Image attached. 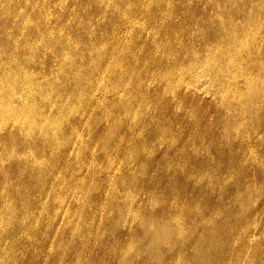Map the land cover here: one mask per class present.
<instances>
[{"label": "rangeland", "instance_id": "rangeland-1", "mask_svg": "<svg viewBox=\"0 0 264 264\" xmlns=\"http://www.w3.org/2000/svg\"><path fill=\"white\" fill-rule=\"evenodd\" d=\"M258 68L264 0H0V264H264Z\"/></svg>", "mask_w": 264, "mask_h": 264}, {"label": "bare ground", "instance_id": "bare-ground-1", "mask_svg": "<svg viewBox=\"0 0 264 264\" xmlns=\"http://www.w3.org/2000/svg\"><path fill=\"white\" fill-rule=\"evenodd\" d=\"M259 9H260V8H259ZM262 9H263V8H262ZM259 11H260V10H259ZM251 12H252V10H251ZM248 13H249V15L251 14L250 12H248ZM256 13H257V12H256ZM254 15H256V14H254ZM254 15H253V16H254ZM250 18H252V17H250ZM253 18H254V17H253ZM233 19H234V18H233ZM247 20H249V19H247ZM245 21H246V20H245ZM249 21H252V22H253V19H251V20H249ZM255 21H256V18H255ZM255 21H254V22H255ZM222 22H223V21H222ZM232 22H233V21H232ZM232 22H230V25H231ZM243 22H244V21H243ZM254 22H253V23L250 22V23H251V24H254ZM233 23H234V22H233ZM240 23H241V22H240ZM250 23H249V25H250ZM241 24H242V23H241ZM244 25H246V24H244ZM249 25L247 24V26H249ZM236 26H238V25H236ZM242 26H243V25H242ZM251 26H252V25H251ZM255 26H257V25H255ZM230 28H231V26H230ZM241 28H243V27H241ZM246 28H247V27H246ZM246 28H245V31L247 32V29H246ZM252 28H253V27H252ZM252 28H251V29H252ZM232 29H233V28H232ZM234 29H236V31H237L238 28H235V27H234ZM230 30H231V29H230ZM238 30H239V29H238ZM241 31H242V30H241ZM245 31H243V34L245 33ZM226 32H227V31H226ZM228 32H229V30H228ZM230 32H231V31H230ZM237 32H238V31H237ZM240 33H241V32H240ZM232 34H236V33H235V32H234V33L232 32L231 35H232ZM238 34H239V32H238ZM246 34H247V33H246ZM226 35H227V34H226ZM231 35H230V37L228 36L226 40L230 41L229 38H230V39L232 38ZM240 35H242V33H241ZM253 35H254V34H253ZM253 35H252V36H253ZM246 36L248 37V35H246ZM239 37H240V36H239ZM239 37L237 36L238 39H239ZM242 37H243V36H242ZM237 38H236V40H238ZM245 38H246V37H245ZM245 38H243V39H245ZM251 38H252V37H251ZM233 39H234V37H233ZM233 39H232V40H233ZM243 39H242V41H243ZM247 39H248V38H247ZM253 39H254V38H253ZM224 40H225V38H224ZM226 40H225V41H226ZM232 40H231V41H232ZM228 41H227V44H228ZM231 41H230V42H231ZM239 41H240V40H239ZM253 41H254V40H253ZM221 42H222V43H225L223 40H222ZM221 42H220V43H221ZM232 42H235V39H234V41H232ZM232 42H231V43H232ZM243 42H244V41H243ZM222 43H221V45H222ZM247 43H248V40H247ZM221 45H220V46H221ZM229 45H230V43H229ZM233 45H234V44L232 43V45L230 46V49H231V47H232ZM239 45H240V44H238V46H239ZM240 46H241V45H240ZM61 47H62V46H61ZM225 48H226V47H224V50H225ZM220 49H221V48H220ZM237 49H240V47H237ZM237 49H236V47H235L234 51L237 50ZM244 49H245V48H242L241 51L244 50ZM212 50H214V49L212 48ZM212 50H211V51H212ZM227 50H229V48H227ZM234 51H233V52H234ZM215 52H216V51H215ZM222 52H223V50H222ZM222 52H221V53H222ZM238 52H240V51H238ZM238 52L236 51V53H238ZM228 53H230V52L228 51ZM231 53H232V52H231ZM231 53H230V54H231ZM234 54H235V53H234ZM238 54H239V53H238ZM238 54H237V55H238ZM241 54H242V53H241ZM228 55H229V54H228ZM235 55H236V54H235ZM237 55H236V56H237ZM215 56H216V55H215ZM225 56H226V55H225ZM231 56H233V55H231ZM231 56H230V57H231ZM233 57H234V56H233ZM239 57H240V56H239ZM239 57H238V58H239ZM226 58H227V57H226ZM228 58H229V56H228ZM217 59H218V57H217ZM218 60H220V59H218ZM221 60H226V59H221ZM221 60H220V61H221ZM233 60H234V59H233ZM241 60H242V59H241ZM243 60H244V59H243ZM220 61H217V62H220ZM231 61H232V60H231ZM239 61H240V58H239ZM227 62L229 63L228 59H227L226 63H227ZM235 62H236V61H235ZM235 62H234V63H235ZM224 63H225V62H224ZM237 63H238V61H237ZM239 63H240V62H239ZM216 64H217V63H216ZM218 64H219V63H218ZM232 64H233V63H232ZM235 64H236V63H235ZM225 65H226V64H224L223 66H225ZM191 66H192V65H191ZM191 66H189V67H191ZM221 66H222V63H221ZM232 66H235V65H232ZM236 66H237V64H236ZM227 68H228V67H227ZM235 68H236V67H235ZM241 68H242V67H241ZM225 69H226V68H225ZM238 69H239V66H238ZM243 69H244V68H243ZM258 69H259L260 71H261V70H262V71L264 70V68H263V69L258 68ZM236 70H237V69H236ZM244 70H245V69H244ZM262 75H263V74H262ZM250 79H251V78H250ZM252 79H253V78H252ZM252 79H251V80H252ZM248 80H249V78H248ZM251 80H249V81H251ZM252 81H253V80H252ZM225 82H226V79H225ZM246 83H247L248 85L251 84V83L249 84V82H246ZM253 84H254V83H253ZM253 84H252L251 86H249V87L252 88V89L254 90V85H253ZM245 85H246V84H245ZM255 85H256V84H255ZM255 88H256V87H255ZM263 88H264V87H263ZM257 89H259V88H257ZM247 90H249L248 87H247ZM253 90H252V92H253ZM255 90H256V89H255ZM260 91H261V90H260ZM32 92H33V91H32ZM245 92H247V91L245 90ZM248 92H249V91H248ZM240 93H241V92H240ZM256 93H258V92H256ZM238 94H239V93H238ZM243 94H244V92H243ZM259 94H260V93H259ZM259 94H257V97H258ZM241 95H242V94H240V97H242L241 99H243V97H245V95H247V94H244V96H241ZM249 97H251V96H249ZM253 97H254V96H253ZM245 99H248V98H245ZM262 99H263V97H262ZM249 100H250V99H249ZM252 100H253V99H252ZM242 101H243V100H242ZM245 101H247V100H245ZM245 101H244V102H245ZM9 102H10V101H9ZM6 103H7V102H6ZM242 103H243V102H242ZM8 104H9V103H8ZM245 104H247V102H246ZM24 105H25V104H24ZM24 105H23V106H24ZM28 105H29V104H28ZM250 105H251V104H250ZM250 105H249V106H250ZM253 105H254V104H253ZM243 107H244V106H243ZM242 109H243V108H242ZM249 109H250V108H249ZM262 109H263V108H262ZM16 110H17V109H16ZM11 111H12V110H11ZM27 111H28V110H27ZM246 111H247V109H246ZM28 112H29V111H28ZM3 113H4V112H3ZM5 113H6V112H5ZM10 114H11V113H10ZM12 114L15 115L14 112H12ZM17 115H19V114H17ZM40 115H41V114H40ZM5 116H6V115H5ZM27 116H28V114L26 115V117H27ZM0 117H1V115H0ZM2 117H3V116H2ZM6 117H7V116H6ZM12 118H13V117H12ZM42 118H43V117H42ZM45 118L47 119V117H45ZM6 119H7V118H6ZM28 119H29V118H28ZM2 120H3V118H2ZM44 120H45V119H44ZM24 121H26V120H24ZM43 122H44V121H43ZM28 126H29V124H28ZM46 127H47V125H46ZM46 127H45V128H46ZM48 127H49V125H48ZM49 128H50V127H49ZM45 132H47V131H45ZM45 132H44V133H45ZM48 138H51V137L49 136ZM48 138H47V139H48ZM53 139H54V138H53ZM154 255H155V254H154Z\"/></svg>", "mask_w": 264, "mask_h": 264}]
</instances>
